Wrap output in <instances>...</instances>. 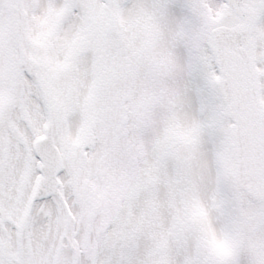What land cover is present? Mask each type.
<instances>
[{"label": "snow or ice", "instance_id": "obj_1", "mask_svg": "<svg viewBox=\"0 0 264 264\" xmlns=\"http://www.w3.org/2000/svg\"><path fill=\"white\" fill-rule=\"evenodd\" d=\"M0 264H264V0H0Z\"/></svg>", "mask_w": 264, "mask_h": 264}]
</instances>
